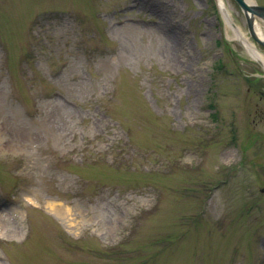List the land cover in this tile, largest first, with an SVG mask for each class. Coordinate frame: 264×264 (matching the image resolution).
<instances>
[{
	"label": "rangeland",
	"instance_id": "rangeland-1",
	"mask_svg": "<svg viewBox=\"0 0 264 264\" xmlns=\"http://www.w3.org/2000/svg\"><path fill=\"white\" fill-rule=\"evenodd\" d=\"M231 35L215 0H0V264H264V67Z\"/></svg>",
	"mask_w": 264,
	"mask_h": 264
},
{
	"label": "bare ground",
	"instance_id": "bare-ground-1",
	"mask_svg": "<svg viewBox=\"0 0 264 264\" xmlns=\"http://www.w3.org/2000/svg\"><path fill=\"white\" fill-rule=\"evenodd\" d=\"M247 1L253 2L252 0H247ZM217 2H218L217 4L219 7V10L227 23V31L228 30L232 31V35L230 38L239 40L244 45V47L247 49L250 56L254 60L261 61L264 67V55L255 47L253 43L249 41V39L241 31V29L238 26L234 25L233 20H232V15L227 7L225 0H217ZM258 19L259 18L255 17L254 30L257 36L260 39L264 40V28L260 25V23H258ZM48 206H49L48 208H51V210L54 211L53 212L54 214L57 213L58 216H60L61 218H67L65 211H68V210H65L64 211L65 213H64L63 211H61L62 210L61 207H57L56 204H49Z\"/></svg>",
	"mask_w": 264,
	"mask_h": 264
},
{
	"label": "water",
	"instance_id": "water-1",
	"mask_svg": "<svg viewBox=\"0 0 264 264\" xmlns=\"http://www.w3.org/2000/svg\"><path fill=\"white\" fill-rule=\"evenodd\" d=\"M217 2V0H216ZM235 2L239 5L241 10L243 11L245 18L247 20V25L249 29V33L251 37L260 45L264 46V40L260 39L255 30H254V23L255 17L260 18L264 21V7L258 6L254 3L248 2L247 0H235ZM218 3V2H217ZM260 65L263 66L262 62L257 60ZM264 191V190H262Z\"/></svg>",
	"mask_w": 264,
	"mask_h": 264
}]
</instances>
